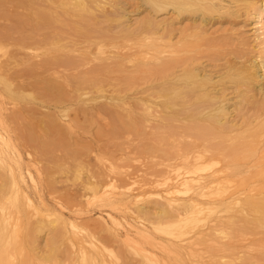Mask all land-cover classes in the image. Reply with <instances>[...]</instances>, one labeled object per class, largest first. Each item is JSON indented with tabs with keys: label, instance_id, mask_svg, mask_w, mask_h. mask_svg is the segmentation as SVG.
Instances as JSON below:
<instances>
[{
	"label": "bare ground",
	"instance_id": "bare-ground-1",
	"mask_svg": "<svg viewBox=\"0 0 264 264\" xmlns=\"http://www.w3.org/2000/svg\"><path fill=\"white\" fill-rule=\"evenodd\" d=\"M144 1L0 0V264H264V0Z\"/></svg>",
	"mask_w": 264,
	"mask_h": 264
},
{
	"label": "rangeland",
	"instance_id": "rangeland-1",
	"mask_svg": "<svg viewBox=\"0 0 264 264\" xmlns=\"http://www.w3.org/2000/svg\"><path fill=\"white\" fill-rule=\"evenodd\" d=\"M229 2H230V7L229 8H227V9H220V11H221V16L219 15V13L218 12H215L214 14H211V13H208V14H205V16H204V18H205V20H206V22H207V24H205V23H202L203 24V28L204 29H208L209 30V32H211V31H214V34L216 35V36H220L221 38H225L226 36V34H225V30H227V29H229V31L231 32V30L234 32V30H235V34H233V36H231L230 37V39H231V41L234 43L233 45H231L232 47H228V49L226 50L225 49V51H223L222 53H218V55H217V58H220L221 56H224L222 59L220 58V60H217L216 59V61H215V59H214V54H212V53H209V54H211L210 55V57L211 58H213L214 59V61L216 62V63H220V65L222 64V62H223V60H225L226 58H228V57H230V56H228V54H226V51L227 52H229V51H234L235 53H239L240 51H242L244 54H246L248 51H249V49L250 48H252L251 46V40H252V38H251V36L253 35V33L251 32L252 30H249V28L250 27H245V24H250V22H251V18L250 17H248V19L245 17L244 18V16H240V14H241V12L244 10V5L246 4V1L245 0H243L245 3L243 4V6L241 5V4H239V2H234V1H236V0H228ZM250 2H251V0H249ZM262 0H257V2H261ZM122 3H123V5H124V7H125V9H124V11L122 12L123 14H125V13H127L128 14V16H130L131 17V19L132 20H138V19H141L142 18V16H143V14H144V16L145 15H151L152 16V18H153V20H154V23H155V20L156 19H158V17H157V15H159V17H161V15L160 14H167V15H169V13H171L172 12V8L170 7V8H168L166 11H164L163 13L161 12V13H156L154 10H152L148 5H147V3L144 1V0H122ZM125 3V4H124ZM241 9V10H240ZM126 10V11H125ZM144 10V11H143ZM150 11V12H149ZM6 15V14H5ZM211 15L213 16L212 17V19H210V17H211ZM238 15V16H237ZM199 17V13H197L196 15L194 14V13H191V14H189L188 16H186L185 15V17H183L182 18V20H184V21H181V22H179L178 24V26H181L182 24H183V26L184 25H186L187 23H191L192 24V22L191 21H193V20H189V19H187V17ZM199 18H201V17H199ZM199 18H198V20H199ZM213 20V21H212ZM248 20V21H247ZM2 21V22H1ZM4 22V20L3 19H1L0 20V23H3ZM5 22H7L6 20H5ZM9 22V21H8ZM187 22V23H186ZM249 22V23H248ZM155 25H156V23H155ZM155 25H153V24H149L148 26L150 27V28H152V27H156ZM244 26V27H243ZM177 27V26H176ZM243 27V28H242ZM237 28V29H236ZM0 29H1V25H0ZM150 30V29H149ZM149 30H146V31H140V34H141V36H142V33H143V35H146L148 32H149ZM240 30H243V31H246L247 30V32L248 33H246V34H244L245 36H248L249 34H250V40L248 41V42H246L244 39L245 38H243L244 36H243V33L240 31ZM225 31V32H224ZM142 32V33H141ZM238 35H237V34ZM230 34V33H229ZM225 36V37H224ZM241 36H243L242 38H241ZM240 37V38H239ZM253 37V36H252ZM237 38V39H236ZM218 39H219V37H218ZM236 39V40H235ZM129 39H126V40H121L122 41V43H120L121 41H118V43H115V44H123V45H125V50L126 51H128V50H130V42L128 41ZM243 40H244V42H243ZM240 42H242V43H240ZM247 44V45H246ZM221 48V47H220ZM243 48V49H242ZM243 50H247V52H245V51H243ZM241 52V53H242ZM251 52H252V50H251ZM254 52V51H253ZM225 53V54H224ZM230 53V52H229ZM234 53V54H235ZM198 54V53H197ZM111 55H112V52H111ZM213 55V56H212ZM117 56H118V54H117ZM199 56L201 57L200 58V60H204V63H208V61H207V57H209V56H206L205 54H203L202 55V53H199ZM205 58H204V57ZM210 58V59H211ZM214 61H212V62H214ZM211 62V63H212ZM212 65V64H211ZM214 66H210L209 68H213ZM130 69V68H129ZM130 72V71H129ZM109 73V75L110 76H114V77H117V76H120V77H122L123 75H125L127 72H125L124 70H118V71H114V72H108ZM121 73H123L122 75H121ZM117 75V76H116ZM225 79V78H224ZM224 79H223V81H224ZM222 81V82H223ZM226 85V84H225ZM229 85V84H228ZM260 94L261 95H258L259 97L261 96V101L263 100V98H264V96H263V94L260 92ZM37 95V94H36ZM39 96H40V94H38ZM29 97V96H28ZM43 97V96H42ZM27 98V97H26ZM25 98V99H26ZM44 98V97H43ZM45 99L46 100H50V98L48 99V98H46L45 97ZM48 103V102H47ZM263 104H264V101L262 102ZM49 104V103H48ZM250 106V105H249ZM26 120H28V119H26ZM36 121V119L33 121L34 123H36L35 122ZM28 122H29V120H28ZM26 124H27V121H26ZM33 123H31L30 125L32 126V127H35L34 125H32ZM28 125V124H27ZM38 126V125H37ZM27 128H29V126L28 127H26L24 130L26 131V129ZM37 129V128H36ZM35 129V130H36ZM134 129V128H133ZM132 129V130H133ZM137 129H135V131H136ZM28 131V130H27ZM123 131V130H122ZM129 131V132H128ZM128 131H125V132H121V135H119V139H117L116 138V140L117 141H110V142H112L113 144H112V146L115 148V149H118V148H124V147H121V146H123V144H125V143H132L131 145V148L130 149H132L134 146H135V143L137 144L138 143V141L137 142H135L136 140H137V138H135V135H137V133H138V135L139 134H141L142 136H143V134L139 131L138 132V130L134 133V130L133 131H131V130H128ZM34 132H36V133H39V131L38 130H36V131H34ZM170 132V131H169ZM169 132L168 133H166V134H168L169 135ZM132 133V134H131ZM131 134V135H130ZM127 135V136H126ZM132 135H133V137H132ZM132 137V138H131ZM104 138V142H107V140H108V138H107V136H105V137H103ZM126 138V139H125ZM127 138H128V140H127ZM131 138V140L129 141V139ZM135 138V139H134ZM27 139H28V137H27ZM124 139V140H123ZM132 139H134L133 141H132ZM113 140V139H112ZM120 141V142H119ZM123 141V142H122ZM125 141H127V142H125ZM28 142V141H27ZM121 142L123 143V144H121ZM116 143V144H115ZM120 143V144H119ZM95 146H97L96 144H95ZM113 149V148H112ZM97 150H99V148H97ZM133 150V149H132ZM169 162H171V160H170V158L168 157V160H166L165 161V163H166V165L169 163ZM61 174V173H60ZM60 174H57V176H62V174L60 175ZM62 179V181L64 180V178H61ZM42 183H44V181H42ZM69 188V186L66 188V189H68ZM46 196H48V194L46 193L45 194ZM52 203V202H51ZM52 204H50V206H51ZM95 212H97V209H94V212H92V215H93V217L95 218L96 217V213ZM91 220V219H90ZM41 241H44L45 242V237L43 238H41ZM44 242H43V244H44ZM48 242V241H47Z\"/></svg>",
	"mask_w": 264,
	"mask_h": 264
}]
</instances>
